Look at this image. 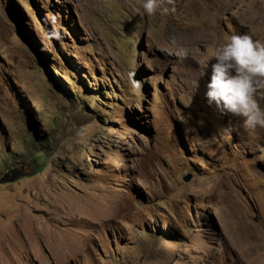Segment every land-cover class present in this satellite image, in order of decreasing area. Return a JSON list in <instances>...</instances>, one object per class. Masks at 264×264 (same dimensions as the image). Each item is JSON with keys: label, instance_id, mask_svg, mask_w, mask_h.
Segmentation results:
<instances>
[{"label": "rangeland", "instance_id": "obj_1", "mask_svg": "<svg viewBox=\"0 0 264 264\" xmlns=\"http://www.w3.org/2000/svg\"><path fill=\"white\" fill-rule=\"evenodd\" d=\"M141 2L0 0V264H264V128L200 78L264 0Z\"/></svg>", "mask_w": 264, "mask_h": 264}, {"label": "clouds", "instance_id": "obj_2", "mask_svg": "<svg viewBox=\"0 0 264 264\" xmlns=\"http://www.w3.org/2000/svg\"><path fill=\"white\" fill-rule=\"evenodd\" d=\"M173 5L174 0H166ZM163 0H142L141 8L151 16L166 14ZM55 22V18H53ZM52 37L59 39L54 29ZM207 73L205 103L222 114L238 116L245 129L264 128V40L249 33H237L200 62V78Z\"/></svg>", "mask_w": 264, "mask_h": 264}, {"label": "water", "instance_id": "obj_3", "mask_svg": "<svg viewBox=\"0 0 264 264\" xmlns=\"http://www.w3.org/2000/svg\"><path fill=\"white\" fill-rule=\"evenodd\" d=\"M189 179H190V175L189 174L185 175L184 178H183V180H185V181H187Z\"/></svg>", "mask_w": 264, "mask_h": 264}]
</instances>
